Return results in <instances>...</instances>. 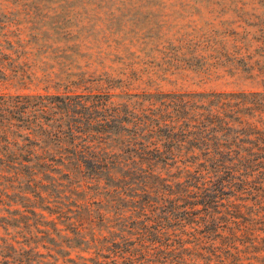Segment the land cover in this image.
<instances>
[{"label":"trees","instance_id":"1","mask_svg":"<svg viewBox=\"0 0 264 264\" xmlns=\"http://www.w3.org/2000/svg\"><path fill=\"white\" fill-rule=\"evenodd\" d=\"M0 264H264V89L0 92Z\"/></svg>","mask_w":264,"mask_h":264},{"label":"rangeland","instance_id":"2","mask_svg":"<svg viewBox=\"0 0 264 264\" xmlns=\"http://www.w3.org/2000/svg\"><path fill=\"white\" fill-rule=\"evenodd\" d=\"M264 89V0H0V92Z\"/></svg>","mask_w":264,"mask_h":264}]
</instances>
